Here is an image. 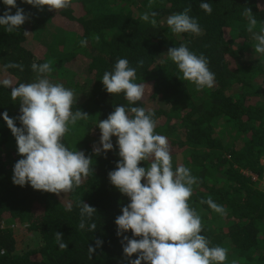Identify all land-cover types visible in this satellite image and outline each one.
I'll return each instance as SVG.
<instances>
[{
    "label": "trees",
    "instance_id": "1",
    "mask_svg": "<svg viewBox=\"0 0 264 264\" xmlns=\"http://www.w3.org/2000/svg\"><path fill=\"white\" fill-rule=\"evenodd\" d=\"M133 2L72 0L69 8L55 12L17 0L30 19L12 33L0 26V81L10 79L13 86L33 82L37 73L31 65L50 62L48 78L77 97L72 110L89 114L69 125L64 143L70 150L91 156L94 168L81 186L60 195L15 185L13 168L22 157L2 113L17 117L20 102L13 101L11 89L0 84V250L5 251L0 264H129L115 219L130 201L108 176L121 159L116 137L112 138L114 149L106 155L93 152V146H99V120L106 119L117 105L155 113V131L169 141L173 168L183 165L197 178L189 203L202 219V234L210 246L227 248L228 264L232 260L264 264V189L247 174L264 178V56L255 53L256 41L243 15L245 8L252 10L257 19L253 31L259 32L264 27V0ZM202 2L211 5V14L199 7ZM189 6V15L197 19L202 35H177L166 23L169 15ZM5 9L0 0V15ZM152 11L158 13L155 27L141 19L143 13ZM82 40L87 46H81ZM181 44L209 60L214 87L197 90L183 80L167 55L169 48ZM120 58L136 68V83L150 87L153 106L144 100L130 105L123 93H107L103 74ZM16 64L23 70L11 66ZM16 124L20 126L19 120ZM209 198L226 213L221 215L201 203ZM81 200L97 210L84 228L79 227ZM93 222L94 232L89 229ZM56 232L63 233L68 248L60 249ZM124 235L132 237L131 231ZM97 238L103 243L90 254L89 245L95 247Z\"/></svg>",
    "mask_w": 264,
    "mask_h": 264
},
{
    "label": "clouds",
    "instance_id": "2",
    "mask_svg": "<svg viewBox=\"0 0 264 264\" xmlns=\"http://www.w3.org/2000/svg\"><path fill=\"white\" fill-rule=\"evenodd\" d=\"M38 10L47 6L49 11L58 12L72 5V0H22ZM6 9L0 15V26L12 33L30 19V15L19 7L17 0H3ZM199 7L211 14L212 7L202 2ZM16 11L12 14V9ZM191 7L182 12L171 14L166 23L174 34L191 33L202 35V29L194 17L189 15ZM157 12H145L141 19L157 25ZM248 19L247 31L256 41L254 51L264 56V27L259 32L253 30L257 19L250 8H245ZM27 34V32L25 31ZM99 40V37H96ZM81 46H87L82 40ZM168 57L182 73L183 80L193 83L197 90L212 88L215 85V73L209 68V60L197 55L181 44L167 51ZM143 61H138L142 65ZM21 71L23 66L16 64ZM32 70L37 73L30 83L13 86L10 79L0 81L11 89L13 101L19 100L20 114L10 117L2 113L3 120L15 137L18 159L13 168L12 181L15 185H30L34 190L54 193H68L81 186L83 180L94 172L92 157L84 151L70 150L64 143L69 125L86 119L89 114L77 109V97L73 90L62 83H53L47 76L52 72L50 62L33 63ZM136 68L130 66L126 58H120L111 71H105L102 83L107 93H123L130 105L141 101L145 86L136 83ZM155 113L143 107L126 108L117 105L106 119L99 120L97 126L101 135L99 146H93L96 155L105 154L114 149L113 137H116L118 155L116 168L108 173L110 183L119 192L129 198V203L121 209L122 214L115 219L117 236L122 237L123 253L129 264H228V249L222 246H210V240L202 234L203 223L198 212L190 206L193 185L198 181L191 170L183 165L175 169L172 164L171 148L167 137L158 134L155 129ZM19 120L20 126L16 124ZM144 162L146 166H140ZM207 203L215 212L224 215L225 208L211 198ZM80 228L90 220L97 210L80 201ZM69 211L71 206L69 205ZM97 228L93 222L91 231ZM131 231L132 237L124 235ZM60 249L68 248L63 241V233H55ZM103 241L96 239L95 247L89 245V253L95 252ZM5 254L0 250V255ZM133 254L136 255L132 259ZM231 264H237L232 260Z\"/></svg>",
    "mask_w": 264,
    "mask_h": 264
},
{
    "label": "rangeland",
    "instance_id": "3",
    "mask_svg": "<svg viewBox=\"0 0 264 264\" xmlns=\"http://www.w3.org/2000/svg\"><path fill=\"white\" fill-rule=\"evenodd\" d=\"M126 1H128V3H134L133 1L134 0H126ZM232 65V64H231ZM233 66V65H232ZM144 86H145V94H144V97H143V99L142 100H144L148 105L147 106H153V104H152V102L150 101V99H149V97H148V95H149V92H150V87L148 86V85H146V84H144ZM260 189H263L262 187H260V184H259V186H258Z\"/></svg>",
    "mask_w": 264,
    "mask_h": 264
},
{
    "label": "built area",
    "instance_id": "4",
    "mask_svg": "<svg viewBox=\"0 0 264 264\" xmlns=\"http://www.w3.org/2000/svg\"><path fill=\"white\" fill-rule=\"evenodd\" d=\"M248 175L252 176V180L254 181H259L260 187H262L264 189V178H262L261 180L259 178H257V176L251 174V173H247Z\"/></svg>",
    "mask_w": 264,
    "mask_h": 264
}]
</instances>
